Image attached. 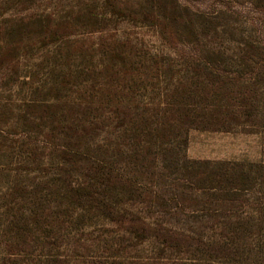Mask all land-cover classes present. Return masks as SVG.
Listing matches in <instances>:
<instances>
[{
	"label": "rangeland",
	"instance_id": "rangeland-1",
	"mask_svg": "<svg viewBox=\"0 0 264 264\" xmlns=\"http://www.w3.org/2000/svg\"><path fill=\"white\" fill-rule=\"evenodd\" d=\"M0 264H264V0H0Z\"/></svg>",
	"mask_w": 264,
	"mask_h": 264
}]
</instances>
